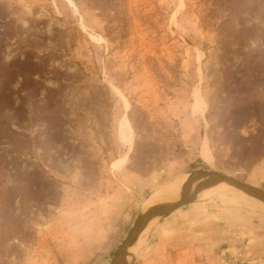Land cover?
<instances>
[{
  "label": "rangeland",
  "instance_id": "rangeland-1",
  "mask_svg": "<svg viewBox=\"0 0 264 264\" xmlns=\"http://www.w3.org/2000/svg\"><path fill=\"white\" fill-rule=\"evenodd\" d=\"M210 170L264 190V0H0V264H112ZM212 193L128 264H264V203Z\"/></svg>",
  "mask_w": 264,
  "mask_h": 264
},
{
  "label": "water",
  "instance_id": "water-1",
  "mask_svg": "<svg viewBox=\"0 0 264 264\" xmlns=\"http://www.w3.org/2000/svg\"><path fill=\"white\" fill-rule=\"evenodd\" d=\"M191 176H195V178L184 191L180 200L174 202L166 208L149 210L140 214L134 226L131 228L130 232L116 251L115 256L112 260V264H127L125 260V252L128 246L135 241L136 237L144 230H147L152 223L160 221L162 218L168 216L170 213L177 210L181 206L196 200L199 191L212 179L220 180L229 186L241 190L245 195L264 203V190L241 182L229 175L210 170L205 172H198L192 174Z\"/></svg>",
  "mask_w": 264,
  "mask_h": 264
},
{
  "label": "bare ground",
  "instance_id": "bare-ground-1",
  "mask_svg": "<svg viewBox=\"0 0 264 264\" xmlns=\"http://www.w3.org/2000/svg\"><path fill=\"white\" fill-rule=\"evenodd\" d=\"M194 178L195 176H191L188 174H181L176 176L175 179L166 187L164 191L161 192L158 191V193L154 194L150 199L147 200L144 210L149 211V210L166 208L171 204H173L174 202H177L178 200H180L182 194L184 193V191L187 189V187L190 185V183ZM220 188L234 189L242 192L241 190L229 186L220 180L212 179L199 191L198 197L210 196L214 194L212 193L213 191ZM146 232L147 230H144L142 233H140L136 237L135 241L128 246L125 252V260L127 264L137 254L140 246L142 245L146 237Z\"/></svg>",
  "mask_w": 264,
  "mask_h": 264
},
{
  "label": "trees",
  "instance_id": "trees-1",
  "mask_svg": "<svg viewBox=\"0 0 264 264\" xmlns=\"http://www.w3.org/2000/svg\"><path fill=\"white\" fill-rule=\"evenodd\" d=\"M254 58V57H253ZM251 67H253V69H255L257 66H256V64L254 63V61L253 62H251Z\"/></svg>",
  "mask_w": 264,
  "mask_h": 264
}]
</instances>
